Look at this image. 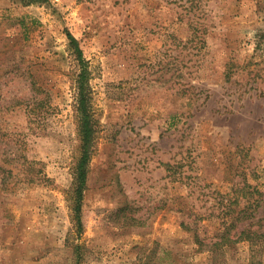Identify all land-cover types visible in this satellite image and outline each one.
<instances>
[{
    "label": "rangeland",
    "instance_id": "obj_1",
    "mask_svg": "<svg viewBox=\"0 0 264 264\" xmlns=\"http://www.w3.org/2000/svg\"><path fill=\"white\" fill-rule=\"evenodd\" d=\"M68 32L98 121L81 237ZM242 209L231 236L264 233V0H0V264H264L208 250Z\"/></svg>",
    "mask_w": 264,
    "mask_h": 264
},
{
    "label": "trees",
    "instance_id": "obj_2",
    "mask_svg": "<svg viewBox=\"0 0 264 264\" xmlns=\"http://www.w3.org/2000/svg\"><path fill=\"white\" fill-rule=\"evenodd\" d=\"M21 1L25 5H32L37 3H47L49 0ZM68 38L70 40V50L78 67V72L76 74L77 77L75 79V99L76 112L78 117V134L80 138L78 157L74 167V180L70 189L69 201L71 204V215L76 233L79 237H81L84 231V193L87 189V183L89 180L91 160L96 150L95 148L98 139V121L95 117V112L92 104V91L90 85L91 73L89 70V61L84 55L79 40L70 32H68ZM40 91L44 92L43 89H39V92ZM40 102H43V104L45 103L44 99H41ZM27 103H30V99L27 100ZM15 160H19V158L14 157L13 161ZM243 211L244 209L240 210L238 215L230 219V222H226L227 224L225 225V231L221 233L217 241L210 243V245L208 244V250L210 252H217L220 249H223L224 246H231L239 241L249 242L253 250L257 247L256 244H264V233L254 231L247 226H244L242 230H240L239 232H235V235L231 236L232 232L238 230L239 225L243 223V221H245L247 218L243 217ZM74 248L77 257H82L81 245L76 244ZM254 253H256V250L253 252V256L251 257L252 260H254ZM252 262L255 263L254 261Z\"/></svg>",
    "mask_w": 264,
    "mask_h": 264
}]
</instances>
